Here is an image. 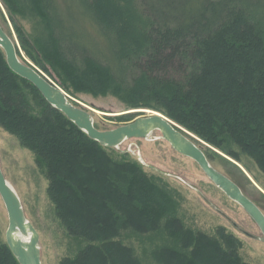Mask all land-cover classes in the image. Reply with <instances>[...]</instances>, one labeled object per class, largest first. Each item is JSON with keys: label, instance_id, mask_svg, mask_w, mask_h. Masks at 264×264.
Instances as JSON below:
<instances>
[{"label": "trees", "instance_id": "obj_1", "mask_svg": "<svg viewBox=\"0 0 264 264\" xmlns=\"http://www.w3.org/2000/svg\"><path fill=\"white\" fill-rule=\"evenodd\" d=\"M1 1L12 17L36 18L31 33L12 19L20 47L66 93L159 111L264 171V0ZM0 126L35 155L57 218L81 240L60 264H142L122 236L161 225L173 241L151 252L162 264H249L223 230L185 229L174 199L139 163L112 155L48 104L1 48ZM0 264H19L1 233Z\"/></svg>", "mask_w": 264, "mask_h": 264}, {"label": "rangeland", "instance_id": "obj_2", "mask_svg": "<svg viewBox=\"0 0 264 264\" xmlns=\"http://www.w3.org/2000/svg\"><path fill=\"white\" fill-rule=\"evenodd\" d=\"M13 17L0 0L1 27L16 42L19 58L34 65L20 47L12 19L16 20L25 32L31 33L36 18L32 14L19 11L15 12ZM83 22L85 19L81 17V23ZM89 23L82 25L81 32L86 28L91 29ZM68 95L75 105L91 111L94 124L100 130L113 129L140 114L128 113L134 109H129L113 95L86 93ZM192 135L197 138L193 140L201 147L209 163L234 181L264 212V171L257 163L243 153H239L238 160L233 159L219 148ZM118 152L127 154L128 159L139 163L144 171L174 198L173 214L185 229L208 236H216L218 230H223L239 243L237 253L242 261L249 264H264V242L245 236L234 229L203 200L202 195L247 231L259 237L261 232L256 224L240 205L228 198L210 181L197 163L173 150L169 143L160 137L159 132L152 133L146 139L125 140L111 154L117 156ZM0 166L7 182L19 196L27 220L39 233L41 263L60 264L62 258L73 257L82 245L81 240L68 235L57 218L47 192L48 180L37 165L35 155L22 146L15 135L1 126ZM7 225V212L0 197V233L4 241ZM159 229L144 233L129 229L122 236V240L133 248L134 255L142 264H162L158 262L159 260L153 259L151 252L173 242L165 230Z\"/></svg>", "mask_w": 264, "mask_h": 264}, {"label": "water", "instance_id": "obj_3", "mask_svg": "<svg viewBox=\"0 0 264 264\" xmlns=\"http://www.w3.org/2000/svg\"><path fill=\"white\" fill-rule=\"evenodd\" d=\"M0 48L5 55L9 69L16 75L29 81L48 104L62 112L87 136L102 146L119 148L128 139H146L152 133L159 132L160 137L169 143L177 153L192 159L202 172L223 193L239 204L255 222L261 236L253 235L229 221L243 234L264 242V213L229 177L215 169L208 161L201 147L192 139H197L186 129L175 123L159 111L151 109L131 110L128 113H140L131 121L113 129L100 130L93 115L86 107L77 106L70 96L52 79L31 63L22 61L18 56L16 42L0 25ZM192 138V139H191ZM0 197L4 203L8 225L5 230V242L19 264H42L39 245V233L27 220L20 198L7 182L0 166Z\"/></svg>", "mask_w": 264, "mask_h": 264}, {"label": "flooded vegetation", "instance_id": "obj_4", "mask_svg": "<svg viewBox=\"0 0 264 264\" xmlns=\"http://www.w3.org/2000/svg\"><path fill=\"white\" fill-rule=\"evenodd\" d=\"M234 182V181H233ZM240 188V187H239ZM241 189V188H240ZM242 191V190H241ZM243 192V191H242ZM244 194V193H243ZM245 195V194H244ZM203 200L210 206L212 207V209H214L217 213H219L223 218H225L234 229H236L237 231H239L237 229V227H235V225H233L229 219H231L239 228L243 229L244 231H247L245 228H243L241 225H239V223H237L235 220H233L229 215H227L226 212H224L223 210H221L220 208L216 207V205H214L209 199H207V197L202 195ZM174 199V198H173ZM250 199V198H249ZM251 200V199H250ZM253 201V200H252ZM235 202V201H234ZM254 202V201H253ZM255 203V202H254ZM256 204V203H255ZM239 205V204H238ZM257 205V204H256ZM258 206V205H257ZM259 207V206H258ZM260 208V207H259ZM261 209V208H260ZM262 210V209H261ZM264 213V212H263ZM247 214V213H246ZM248 215V214H247ZM249 216V215H248ZM253 221V220H252ZM254 222V221H253ZM255 223V222H254ZM257 226V225H256ZM240 233H242L241 231H239ZM249 232V231H247ZM250 233V232H249ZM243 234V233H242ZM252 234V233H251ZM245 235V234H243ZM254 235V234H253ZM247 236V235H245ZM251 238V237H250Z\"/></svg>", "mask_w": 264, "mask_h": 264}]
</instances>
